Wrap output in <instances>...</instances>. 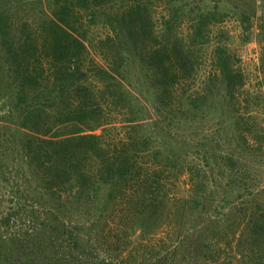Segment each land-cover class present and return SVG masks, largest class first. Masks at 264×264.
I'll return each instance as SVG.
<instances>
[{"label": "trees", "instance_id": "trees-1", "mask_svg": "<svg viewBox=\"0 0 264 264\" xmlns=\"http://www.w3.org/2000/svg\"><path fill=\"white\" fill-rule=\"evenodd\" d=\"M17 3L0 0V69L10 72L14 94L0 96L13 99L7 111L16 112L15 124L8 127L13 152L31 168L44 193L59 199L63 193L87 195L95 202L104 191L105 209L128 197L131 213L140 217L133 231H147L165 197L164 179L179 172L189 182V195L179 202L198 207L210 184L209 157L203 167L192 157L162 149L139 122L145 108L128 79L141 75L159 111L196 114L208 85L191 92L185 85L197 72L198 50L210 43L214 27L230 11L209 0H55L51 14L42 10L43 15L31 17L18 13ZM82 13L91 24L99 14L105 16L107 33L97 46L107 65L87 60ZM210 59L207 78L222 86L228 126L246 146L249 134L259 136L256 117L264 95L252 91L241 97L245 77L224 43L212 45ZM260 68L264 72V52ZM215 109L210 106L209 112ZM113 116L123 120L121 134L104 127ZM222 157L235 169L233 155ZM207 193L212 199L213 192ZM60 207L46 211L33 233L0 230V264H176V246L163 250V241H82L79 224L61 219ZM215 208L225 206L216 203ZM257 215L250 226L256 237L264 235V213ZM218 236L214 231L212 239ZM198 256L186 264H218L208 257L199 263Z\"/></svg>", "mask_w": 264, "mask_h": 264}, {"label": "rangeland", "instance_id": "rangeland-1", "mask_svg": "<svg viewBox=\"0 0 264 264\" xmlns=\"http://www.w3.org/2000/svg\"><path fill=\"white\" fill-rule=\"evenodd\" d=\"M18 1L15 10L18 13L26 12L31 17L43 15L42 10L51 14L55 8V0ZM209 2L217 3L221 9L230 12L214 27L210 43L198 50L197 72L185 85L187 92L208 85V90H205L207 97L196 114L188 112L179 116V110L159 111L141 75L134 73L128 79L135 85L130 89L145 108L139 122L145 125V131L151 132L162 149L181 158L192 157L203 167L206 166L204 159L209 157L210 165L205 167V175L210 178V184L206 192L200 195L199 206L187 208L179 202V199L189 195L188 176L179 172L164 179L161 192L165 197L148 222L147 231L138 228L133 231L132 225L139 222L140 217L131 213L126 202L128 197L117 198L114 204L110 203L105 209L104 191L101 199L95 202L87 195L69 198L67 193H63L59 199L52 193H44L40 180L31 174V168L24 163L22 165L16 152H13L8 127L15 124L16 112L11 114L13 117L9 115L7 111L11 110L13 99H2L1 94L0 230L3 234L33 233L36 227H40L46 211L61 206L58 209L60 218L71 221V224H79L82 241H148L154 244L163 241V250H172L176 246V264H186L188 258L197 255L199 263L208 257L218 264H224V261L227 264H264V235L253 236L250 230L257 214L264 213V103L259 105L260 111L256 117L260 124L257 129L259 136L249 134L248 145L245 146L228 126L227 102L222 86L217 80L207 78L212 67L210 50L219 40L226 45L235 66L244 74L241 97L244 99L246 93L252 91L264 95V72L260 68V57L264 52V0ZM81 15V29L86 31L87 60L107 65L97 46L107 33L103 25L105 16L99 14L91 24L87 14ZM1 53L0 60L3 57ZM10 76L7 69H0V93L14 95L13 85L9 84ZM210 106L216 109L209 112ZM115 118L113 116L108 120L104 127H110L114 134H121L123 120ZM227 154L236 158V171L224 164L226 161L222 156ZM207 191L213 192L212 199ZM216 203L224 205L225 209H216ZM101 209L106 211L103 217L99 214ZM98 215L102 218L97 219ZM214 231L219 232L218 239H212ZM242 254L246 256L242 257Z\"/></svg>", "mask_w": 264, "mask_h": 264}]
</instances>
